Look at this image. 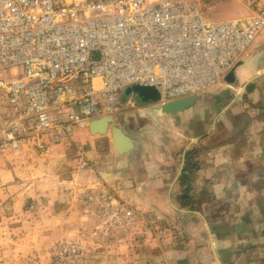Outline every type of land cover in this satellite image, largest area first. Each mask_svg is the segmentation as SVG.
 Here are the masks:
<instances>
[{"label":"built area","instance_id":"obj_1","mask_svg":"<svg viewBox=\"0 0 264 264\" xmlns=\"http://www.w3.org/2000/svg\"><path fill=\"white\" fill-rule=\"evenodd\" d=\"M237 1L245 13L211 21L200 0H0V152L76 150V133L121 115L134 85L163 105L226 84L264 29V0ZM83 205L103 243L145 222L110 190Z\"/></svg>","mask_w":264,"mask_h":264},{"label":"crops","instance_id":"obj_2","mask_svg":"<svg viewBox=\"0 0 264 264\" xmlns=\"http://www.w3.org/2000/svg\"><path fill=\"white\" fill-rule=\"evenodd\" d=\"M230 1L224 20L246 11ZM130 94L123 93L126 110L106 134L80 131L76 151L57 145L39 153L58 168L57 188L67 189L65 196L110 190L166 231L165 241L139 239L136 250L122 242L106 264H264V29L233 80L181 112L165 113L157 102ZM113 126L130 139L124 151L116 147ZM80 158L90 164L86 171L77 168ZM184 224L205 233L197 239L179 234L175 251L169 236Z\"/></svg>","mask_w":264,"mask_h":264},{"label":"rangeland","instance_id":"obj_3","mask_svg":"<svg viewBox=\"0 0 264 264\" xmlns=\"http://www.w3.org/2000/svg\"><path fill=\"white\" fill-rule=\"evenodd\" d=\"M200 3L211 21H223L232 8L230 0H200ZM15 71L8 69L6 75L13 76ZM29 146L24 145L17 152H0V264H106L124 241L132 242L135 250L142 244L139 239L147 240L151 236L165 241L166 231L146 220L120 232L108 243L93 239L91 231L96 223L85 209L83 197L86 192L101 193L104 189L72 191L69 197L65 196L67 189L61 192L62 188H57L58 168L47 166L46 158ZM24 150H28L30 157L20 158ZM202 228L184 224L174 228L175 234L169 237H174L175 242L179 234L188 231L197 239L205 233ZM178 244L174 243L175 251ZM160 263L164 264L162 260Z\"/></svg>","mask_w":264,"mask_h":264},{"label":"water","instance_id":"obj_4","mask_svg":"<svg viewBox=\"0 0 264 264\" xmlns=\"http://www.w3.org/2000/svg\"><path fill=\"white\" fill-rule=\"evenodd\" d=\"M240 64L241 63H239V65ZM233 77H234V71H231L226 78L227 82L232 81ZM126 92L136 93L144 102H157L159 99L157 92L154 89L148 88V87H131L127 89ZM197 97L179 99V100L165 103L162 105V109L165 113H168V114H175L177 112H181L185 108H188L194 105ZM97 125H101V128L97 129L96 128ZM111 125H113L112 119H109V121L105 119L95 121V122L90 123L89 131L91 134H106L107 130L109 129ZM112 135H113L116 147L119 151H124L130 146V139L122 133L121 129L113 126Z\"/></svg>","mask_w":264,"mask_h":264},{"label":"bare ground","instance_id":"obj_5","mask_svg":"<svg viewBox=\"0 0 264 264\" xmlns=\"http://www.w3.org/2000/svg\"><path fill=\"white\" fill-rule=\"evenodd\" d=\"M109 119H112L113 122H114V117H112V118H107V119H105V120H108V121H109ZM110 121H111V120H110ZM100 126H101V125H100ZM97 127H98V125H97ZM97 127H96V128H97ZM98 128H99V127H98ZM98 128H97V129H98Z\"/></svg>","mask_w":264,"mask_h":264}]
</instances>
